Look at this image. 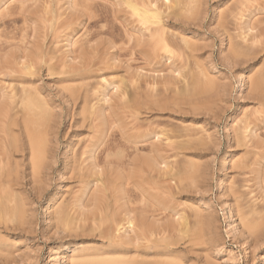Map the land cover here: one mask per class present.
<instances>
[{
	"label": "rangeland",
	"instance_id": "obj_1",
	"mask_svg": "<svg viewBox=\"0 0 264 264\" xmlns=\"http://www.w3.org/2000/svg\"><path fill=\"white\" fill-rule=\"evenodd\" d=\"M200 2L203 3L201 5L203 9H201V14L194 13L193 10V13L190 11L191 13L187 12L186 14H199L200 16L198 18L193 16L191 30L187 32L182 29L183 32L179 29L180 32L179 30L177 32L186 34L191 44H198L202 48H200L201 51L199 53H195L196 56L198 55L195 61L204 70L202 67L199 69V66L195 64L196 62H192L193 59L187 57L188 53L190 56V52H187L190 50L185 49L184 43L174 38L181 42L177 43L180 48L177 49L181 53L177 49V51L172 50L173 53L170 56L173 58L172 61L178 62L177 65L181 67L183 71H181V75L186 74L188 77L186 75L183 76L184 78L182 76V78L176 77V79L180 78V80H177V82H180H175L177 83L175 84L176 86L171 85V88H173L172 90L176 88L179 92L180 89L187 86L188 79L190 82L196 72L199 73L203 70V72L207 73L205 75L212 80H216L217 84L220 83L219 85L222 87L219 91L220 94L213 90L211 95H207V98L206 95H204L205 97L201 95V97L200 94H197L193 98L188 97L189 99H185L186 102L184 101V103L182 100L181 102L177 99L174 101L173 93L171 95L166 94L164 96L167 97V101L171 99L170 102L168 101V105L171 106L165 108L166 111L161 112V114L153 112V110L155 117L154 115L152 116V122L149 126L139 123L138 126L137 123V125L134 123V118H131L129 94L133 87L130 82L137 79L138 87L145 89L147 87L150 88L148 83H153V79L162 77V80L163 77L171 76H169L168 71L162 75L155 74V76L151 72L152 68L144 62L143 58L132 51L133 39H130L129 36L125 37L127 34H123L124 30L122 28L125 24V8L116 7V0H5L0 5V70L11 66L13 71L20 73L22 66L29 64V62L38 67L42 65L40 73L33 79L37 81L36 85L38 87H43L46 90V95H48L49 99L56 100L55 104L53 103L56 108L55 111L59 112L60 106L63 108V124L59 131V143L57 142L58 145L57 143L55 144L58 146L57 150H59L57 151V163H54V171L50 173L49 182L47 181V186H49L47 188L50 189L40 199L32 196L33 204L31 207L33 211L30 212L29 219L32 224L21 225V227L18 223H8L9 225L7 226L11 229V231H9L10 229L8 230L9 233L6 230L5 223L0 226L3 232L1 236L6 242L5 253L1 254L0 251V264H68L69 254L62 258L63 255L58 250L59 255L55 257L58 249L56 243L64 244L66 240L63 236L50 231L51 224L48 220L43 219V212L50 195L56 191L60 184L61 171L66 170L63 167V156L67 150L70 137L74 135V139L76 138V140L80 141V146L83 145L84 140L92 139L93 129L89 127H95L94 124L100 126L98 119L101 116L104 118L103 126L108 127L111 124L109 127H112L110 129L108 127L109 135L102 148H105L107 143L114 142L112 146L116 149L115 155L120 159H117L118 161L121 162L123 159V162L133 163L136 158H144L155 148H159L165 155L170 154L168 158L163 153L167 163L170 162L171 164H166V166L170 165L171 168L168 166L170 169L162 167L161 171L164 170V172L160 171L161 175L157 170L155 175L154 173H152L153 175L148 173L139 174L144 181L129 182V185H125L126 191L123 192L127 198L131 197V199H134L133 197L139 193L138 191L143 189L147 192L149 207L153 205L155 208H171L167 210V217L161 215V224L163 225L173 224V226L175 225L179 230H182L183 226L177 221L180 220L179 215L177 216L178 213H180V216L182 214V217L185 216L188 222H191L188 223L189 226L194 224L195 221L208 223V225L195 223L198 225L192 226L195 230L191 231L194 232L192 234L194 237L198 236L196 238L198 246H189L188 238L175 246L177 252L179 251V256L186 263L264 264V229L251 235L248 230L242 228V220H246V212L257 210V213H250L251 215L247 213L251 218L249 220L251 221L250 223H258L256 220L261 221L259 218L264 214V89L254 91L252 87V80H255L256 74L260 76L264 73V0H201ZM118 10L120 11L118 12ZM229 14L236 16L229 18ZM183 15H185L184 12ZM218 15L223 16L216 17ZM224 16L229 20L227 19L228 21L222 24L221 20L226 19ZM119 22L122 23V27ZM243 32H247L249 35L246 33L247 36H245ZM187 36L185 37L187 38ZM255 36L256 39L253 42L252 39ZM129 39L131 40L130 43ZM222 40H224V49H222L221 45ZM146 41L147 39L143 38V42L145 43ZM195 41L197 43H194ZM235 43H241L243 50L246 52L245 56H239L236 63L231 60L234 53V47H231V45L233 46ZM246 43L250 46L246 47ZM251 43H253L252 46ZM183 48L185 51L187 50V53L183 52ZM247 48L248 50H246ZM225 49H227L226 54L223 52ZM159 51L162 55L166 53L165 50L161 51L159 49ZM40 52L48 55L46 65L36 64L40 61L38 59ZM179 54L181 55L179 56ZM182 55L184 57H181ZM180 60H183V64ZM191 64L192 66L193 64L195 65L192 67ZM47 68H50V72ZM12 70H4V72L11 73ZM84 71L85 73L91 71V76H89L90 74L88 75L91 79L87 77V80L82 82L76 77L79 76L78 74H83ZM23 74L25 73L23 72ZM13 76V81L7 75L0 76V85L9 88V82L15 81V86L17 85V88H21L17 84L16 79H14L17 75ZM253 76L254 78H252ZM205 78L207 77L205 76ZM64 79L66 82H61ZM69 79L72 81H68ZM107 82L111 85L106 86L105 83ZM162 84L161 82V87L155 86L152 90L149 88L146 90L153 92L154 89H157L160 92L163 87ZM81 85H83V91L85 89L86 93L89 91L84 98L86 102L84 107H87V104L90 108L91 105L93 108L95 106L93 113H97L96 116H100V118L97 116L98 119L96 116V118L94 117L96 120L93 119L92 126H90L92 119L83 123L84 120L81 115V106L83 105H80L81 100H78L76 106H73L71 103H66V100H62L60 96V90L64 88L74 89L76 87L78 89L82 87ZM14 88L12 87V89ZM17 88L15 89L17 90ZM12 91L10 90L9 92L7 89L10 94ZM128 92H130L129 96L127 95ZM62 93L70 98L69 93L66 92L65 94V91ZM164 96L160 98L162 101L166 99H164ZM173 96L175 97L174 94ZM215 96L221 97L217 104H214ZM192 99L195 100L193 101ZM161 100L160 102H162ZM189 100H192L193 103ZM167 101L165 102L167 103ZM90 117L93 118V116ZM229 119H232L230 123L232 126V138L229 135L230 132L225 129L226 122ZM153 123L156 124L153 125ZM135 125L138 126V130ZM246 126L250 128L248 127L245 133L244 128ZM150 127L151 130L149 129ZM237 127L240 128L237 129ZM191 128L198 131V137L202 136V140L208 144L204 146L203 154L196 159L201 169L195 175V184L191 182L190 186L188 185L190 183L186 181L181 183L179 180H172L173 175L177 171L176 162L179 160L173 158L172 153L175 152L170 151L169 153V150L175 149L176 146L172 145L176 143L182 144L186 141L187 138L185 136L188 131L190 133L189 129ZM147 129L149 130L147 131ZM184 130L185 132L187 131L185 135ZM153 131L156 134H162L164 131L165 135H160L161 139H159L160 136L154 134ZM148 132L150 135L147 145H134L127 142V140L132 139L131 136H142ZM200 132L202 135H200ZM169 135H172L171 138ZM176 138H178L177 142ZM178 141L181 142L178 143ZM230 146L234 147V156L231 168L226 174L227 180L224 195L221 196L215 187L216 179L220 176L219 159ZM169 159L170 161L168 162ZM131 167L133 166L131 165ZM131 169L128 171L130 172ZM165 169H167L166 172L169 170V173H166ZM66 171L68 177H70V170ZM103 172H106L104 177L97 178L107 184L113 182L116 186L123 183L120 180L121 175L127 176L125 175L127 172L118 166L112 175L108 174L106 168H103ZM88 174V176H91V178L93 176V179H95L96 174ZM76 183L77 181L71 180V178L68 180L66 194L62 199H59L52 212L55 211L63 199H70L72 192L78 193L80 186L78 187ZM178 183H181L179 184L180 190ZM97 185L102 186L101 183L91 184V193L96 190ZM170 185L173 189L169 190ZM29 187L31 186H28V189ZM128 195L130 196L128 197ZM124 200L126 199L120 200V203L125 204L127 200ZM262 208L263 214L260 212ZM172 210H177V212L175 211L177 214ZM197 214L200 216L198 217ZM16 227H20L19 229L21 230L24 227V229L21 231L16 229ZM87 233H85V238H88L85 240L86 243L78 246L79 248L103 243L99 239L94 240L96 235ZM196 234L197 236H195ZM89 238L93 242L90 243Z\"/></svg>",
	"mask_w": 264,
	"mask_h": 264
},
{
	"label": "bare ground",
	"instance_id": "obj_2",
	"mask_svg": "<svg viewBox=\"0 0 264 264\" xmlns=\"http://www.w3.org/2000/svg\"><path fill=\"white\" fill-rule=\"evenodd\" d=\"M4 1L5 0H0V5ZM116 1H117L116 7L121 6L125 8L124 22L126 25L124 24L122 27V23L121 22L119 23L124 30V33L122 31L121 32L125 35L127 34L126 36L125 35L124 36L125 37L129 36L130 39H133L134 44L131 45L132 51L134 53L139 54L140 57L143 58L144 62L152 68L151 72L154 75L155 74L162 75L164 72L168 71L169 76H171V77L167 76L166 78L163 77L162 80H161L162 77H160V79L159 78L153 79L154 80V81L152 80L153 83L151 84L148 83L150 85V88L147 87L145 89L139 88L140 86L138 87L137 85L138 82L136 81L137 79L135 80L136 82L135 81L130 82L131 83L130 85L133 88H131L132 90L130 89L131 93L128 92L127 95L130 93L129 94L130 100L129 99L128 100L130 101L129 102L130 111L132 114L131 118L132 117L134 118L133 121L135 124L139 123L149 126V124L152 122L151 119L152 116L154 115L153 112H157L161 114V112L166 111L165 108L171 106L168 105L171 99L169 98L170 100H168L169 101L168 102L167 97H165L166 94L171 95V93H173L175 95L174 97L172 94V97L174 98L173 100L174 101L175 99L180 100L179 102H181L182 100L183 103L185 99L193 98L197 94H200V96L206 95L207 98L208 97L207 95L208 94L211 95L212 94L211 92L213 90H215L217 94H220L219 91L222 88L219 85L220 83L217 84L216 80H212L209 76L205 75L207 73L203 72L204 69L202 66L201 67L203 70H201L200 72L198 71L199 73L196 72V75L195 76L193 75L194 76L193 78H191L192 77L191 76L190 78L193 80L190 79V82L188 81L189 79L188 80L186 79L188 76L185 74L187 76L185 78L187 80V86H185L184 88L181 87L182 89L180 90L178 89L179 92L176 90V88H174V90H172L173 88H171L172 86H176L175 84L180 82V81L177 82V80H180V78L185 76L184 74L183 76L181 75L182 69L180 66L177 65L178 62H174V60L172 61L173 58H171L170 56V54H172L174 50L179 48L177 46L179 44L177 43L181 41L182 43H184L185 49L190 50V51L186 50L187 52H190V56L189 53L188 55L187 54L186 55L188 58L190 57L193 59L192 62H194L195 58L198 57V55L196 56L195 53L196 52L199 53V51H201L202 49L201 47L198 46V44L197 45L191 44L188 41V36L186 34L184 35L183 33H179L180 32L179 29L181 30L184 29L187 32L190 31L192 28L191 26H193L191 25L192 24L191 22H193V16L196 18L200 17L199 14L193 15L190 13L193 10L194 13L201 14V9H202L201 5H203V3L200 2L201 0L200 1L199 0H116ZM119 11L120 10H118V12ZM183 12L185 15H183ZM187 12H190L188 14H190L191 16L186 15ZM221 16L223 15L220 16L218 15L216 17H221ZM231 16H233V14L231 15L229 14V18ZM235 16L236 15H234L233 18ZM227 19L228 18L221 20L222 24L226 23L229 20ZM178 30L179 32H177ZM246 33L247 32L244 33L245 36L249 35L248 33L246 35ZM185 36H187V38ZM143 38L147 39L145 43L143 42ZM174 38L180 41L178 42ZM130 39H129V43L131 41ZM254 39H256V36L255 38L252 39L253 42ZM194 43L197 42L195 41ZM252 44L253 43H251V46ZM221 45H222V49H224V40H222ZM248 45L249 44H247L246 47H248ZM180 46L183 47L182 44H180ZM242 46L243 45H241V43L240 44L235 43L233 46L231 45V47H234V53L231 59L232 62L236 63L239 56L241 55L245 56L244 54L246 52L245 50H243L244 48ZM159 49H161V51L165 50L166 52L164 53L165 55H162ZM179 49L177 50L179 51ZM246 50H248V48ZM184 51L185 50L183 48V52ZM186 51L185 53H187ZM179 52L181 53V51ZM223 52L224 54H226L227 49L223 50ZM180 55L181 54H179V56ZM47 56L48 55H46L44 52L42 53L40 52V54L38 55V59L40 61L39 63L36 62L35 63L38 65L40 64L46 65ZM181 57L184 56L182 55ZM195 64L196 66H199V69L201 68L200 64H198L197 62ZM195 64H193V66ZM34 66L38 67L32 64V62L31 63L29 62V64H24L22 66L23 68H21L22 70L20 71V73L13 71L11 66L2 69L3 71L0 70V76L7 75L9 76V78H11V81H13L12 80V78L14 77L13 75L16 74L17 76H15L14 79H16L17 84L21 86V88H17V85L15 86L14 84L15 81L11 82L12 84L9 82L11 89L10 86L9 88H6L0 85V226L3 223H5L4 225L6 226L7 231L10 229V227L7 226L9 225L8 223H18L19 226L21 225L27 226L29 224H32L29 222L30 212L33 211L32 210L33 208L31 207L33 204L32 196L38 197V199H40L50 189L47 188L49 187L47 186V181L51 176L50 173L54 171L53 165L54 163H57V151H59L57 150L58 148L57 145L59 143L58 142L59 140L58 136L60 133L59 131L61 130V126L63 124L62 122L63 108L61 106L59 107L61 112L55 111L56 108L53 106V103L55 104L56 100L49 99L48 95H46L47 94L46 90L43 87H38L36 85L37 81L33 78H36L37 74L40 73L42 69L41 68L42 65H40L38 68H35ZM47 69L48 71L50 70V68ZM4 70H12V71L11 73H5ZM23 72L25 74H23ZM84 73L78 74L79 76L76 78L79 79V81L82 80V82L83 80L84 81L87 80V77L91 73V71L86 72L85 74ZM89 76H91V74ZM205 76L207 78H205ZM256 76L257 77H255V80L254 81L252 80L253 90L254 91L263 90L264 73H262V75L260 76L256 74ZM176 77L177 78L180 77V78L176 79ZM88 78L91 79V77ZM252 78H254V76ZM71 79H69L68 81H72ZM61 82L65 83L66 80L64 79ZM158 82L160 83L158 84ZM161 82L163 83L162 86L164 87V90L163 87L160 90V92H158L157 89H154L153 90L154 93L155 91H157L154 94L151 91L152 88H155V86L161 87L160 85ZM184 83H186V81ZM105 84L106 86L111 85L108 82ZM81 86H82L81 88L79 87L80 89L79 88L76 89L77 87L74 89L64 88L59 91L61 92L60 96L62 100H66V103H71L73 106H76L77 101L81 100L80 105H83L81 106L82 109L81 115L83 116V120H84L83 123H85L87 120L92 119L91 122L89 121L91 123L90 126H92L93 125L92 121L96 120L94 119V117L96 116L97 113L96 114L93 113V109L95 108L94 105H93L94 108L92 107V105L90 108L88 104H87L88 108L84 107L86 104L84 98L89 91L86 93L85 92L86 89L83 91V85ZM168 86H170L171 90L170 88H168ZM12 87L17 88V90L15 88L12 89ZM148 88L151 89L150 90L151 92L149 90H146ZM7 89L9 92L10 90H13L11 94L7 92ZM63 91H65V94L66 92L69 93L70 98L67 95H64L62 93ZM162 96H164V99L166 98L165 101H167V103L164 100L163 102L160 99ZM215 97H216L214 100L215 103L214 102L213 103L217 104V102H219V98L221 100V97L220 96L219 97L215 96ZM160 100L162 102H160ZM192 100L189 101L192 102ZM183 103L182 105L185 106ZM86 114H88L87 117ZM90 116H93V118ZM101 118L98 119L97 117V119L100 121V126H96L94 124L95 127H89L93 129V138L90 140H84V143H82L83 145L80 146V141L76 140V138L74 139V135L73 137H70L67 150L65 151L63 156V161H64L63 167L66 170H70L69 171L70 177H68L66 170L63 169L64 171H61L60 184L56 189V191L50 195L45 205V210L43 212V219L48 220L49 223L51 224L50 231H53L55 232V234L63 236L66 240L64 244L56 243V247L58 249L56 250L57 253L55 254V257L59 255L58 254V250H59L61 251V255H63L62 258H64L66 254H69L68 264H189L186 263L181 256H179L178 253L179 251L177 252L175 246L186 238L189 239L188 240L189 246L194 247V245L195 246L197 245L196 238L198 236L196 234L195 236L197 237H194V235L192 234L194 232L191 231H195L193 227L195 225H198L195 223H199V221L198 222L195 221L194 224H191L189 226L188 223L191 222H188L187 221L188 219L186 220L185 216L182 217V214L180 216V213L178 214L176 213L177 210H175L176 212L172 210L177 214V216L179 215L180 220L177 221L181 223L183 229L179 230L178 227H176L175 225L173 226V224L163 225L161 224L162 221L161 215L165 217L167 210H170L171 208L167 207L162 209L156 207L157 208L156 209L155 206L153 205L152 206L150 205L149 207L148 205L149 198L147 197V192H145V190L143 189L141 191H138L139 193L135 197H133L134 199H131V197H129L130 195H128L129 198H127L125 196L126 194L124 193L126 191V186L129 185V182H133L136 180L144 181V179L139 174L142 175L146 173L148 174L154 173L155 175L156 170L159 171L160 173L162 167L165 168H168V166L170 167L171 165L169 162L170 159L168 160L169 163H167V160L164 157L165 153L162 152L159 148H155L154 150L152 149L149 155L145 156L144 158H140V159L136 158L133 163L123 162L122 161L123 159L121 160V162L123 163H121L120 161H118L120 159H118L117 156L115 155L116 149H114V146H112L114 145V142L113 143L109 142L107 143V146L105 148H102L104 142L106 141L109 135L108 134L109 129L112 127H109L111 126V124L108 126L109 129L108 127H104L103 126L104 118L102 119ZM231 121L232 119H229L226 122L225 129L226 131L230 132L229 135L232 138L233 137L231 132L232 126L230 124ZM155 124L153 123V125ZM136 125L135 128L137 129L138 126ZM143 125L141 126L144 127ZM248 127L249 126H246L244 128L245 133L247 132ZM238 128L240 127H237V129ZM149 129L151 130V127ZM149 129H147V131ZM189 130L190 133L188 131V133L185 136L187 140L184 141L182 144L180 143L181 141L180 142L178 141V143L180 144L176 143L177 145L173 143L175 145L172 146H176V147L174 150H169V153L170 151L175 152L172 153L173 158L179 160L178 162H176L177 169L176 167L175 169L177 171L175 172V174L173 173L174 175L172 180L175 181L179 180L181 183H184V181H186L187 183H190L188 185L191 186L192 183L195 184L194 183V180L196 179L195 175L201 169V166L196 162V159H198L203 154L204 151L203 148L208 143L202 140V136H200V138L198 137L199 133L194 128H191ZM239 130L241 131V129ZM178 131H179V127H178ZM149 132L146 134L142 133L143 134L142 136H131L132 139L127 140V142L132 143L134 145H138V144L147 145V143H149L148 142L150 135ZM155 132L157 131L155 130ZM155 132L153 131L154 134H156ZM163 132L162 134L158 133L156 135L159 136L163 135L164 134ZM186 132L184 130V135ZM200 135H202L201 132ZM171 136L169 135L170 138ZM178 138H176V142ZM159 139H161V136L159 137ZM56 143L57 145H55ZM166 155L168 157L170 154L169 155L166 154ZM233 156H234V147L230 146L219 159L220 176L216 179L215 187L217 192L221 196L224 195L226 180H227L226 174L229 172L231 168V162ZM166 164H170V165L166 166ZM131 165L133 167H131ZM117 166L127 172V174H125L127 176L121 175L120 177L121 182H123L121 183L122 185L118 184L116 186V184L113 182L107 184L104 183L103 180L97 178V177H104L106 172H103V168H106L108 174L112 175ZM130 168L132 169L129 172L128 170ZM166 170L167 169H165V172ZM162 171L164 172V170ZM167 172L169 173V170ZM88 173H92L93 175L96 174L95 179H93L94 178L93 176L92 178L91 176H88L89 175ZM161 174L162 173H160V175ZM70 178L71 180H76L77 181L76 185L78 184V187L80 186V189L78 188L79 190L77 191L78 193H73L71 190L72 194H70L71 195L69 197L70 199L68 200L63 199L64 201L62 200V202L58 205L55 211L52 212V209L55 208V206L58 204L59 199H62L65 196L67 191L66 184L68 180H70ZM95 183L96 184L101 183L102 186L97 185L96 186L97 188L95 187L96 190H94L93 193H91V189H90L91 184L95 185ZM181 183H178L179 190H180L179 184ZM28 186L31 187H29L28 189ZM170 189H173L172 186L169 188V190ZM181 189L183 188L181 187ZM123 199L127 200L125 204L120 203V200ZM256 211L251 210L249 213L246 212V220H242V228L244 230H248L249 234L251 235L253 233H259V231L264 229L263 208L262 211H260L263 214L261 218H259L261 219V221L256 220V222L258 223H254V222L250 223L251 221H249L251 219L249 215L253 214V212L257 213ZM261 213L259 214L261 215ZM199 216L200 215H198V217ZM247 217L249 218L247 219ZM200 223L201 225H206V224L208 225V223L205 221H201ZM19 228L20 227H16V229ZM25 230L27 229L25 228ZM9 231H11V229ZM87 232L96 235L94 240L99 239L103 243L96 244L90 247L79 248L78 246H81V244L86 243L85 240L88 238L87 237L85 238V233ZM2 233L3 232L1 231V227H0L1 254L5 253L4 251H6V247H5L6 242L3 240V237L1 236ZM91 238H89L90 243L93 242Z\"/></svg>",
	"mask_w": 264,
	"mask_h": 264
}]
</instances>
